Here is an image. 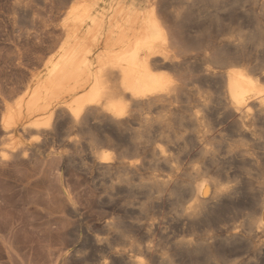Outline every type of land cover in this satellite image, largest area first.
<instances>
[{"label": "bare ground", "instance_id": "obj_1", "mask_svg": "<svg viewBox=\"0 0 264 264\" xmlns=\"http://www.w3.org/2000/svg\"><path fill=\"white\" fill-rule=\"evenodd\" d=\"M60 1L68 6L59 2L67 7L53 54L1 120L10 153L45 160L69 158L62 152L70 149L108 200L141 213V197L156 208L169 191L176 231L218 227L193 240L176 233L169 249L125 237L111 248L106 240L108 262L100 264H176L194 254L208 264H264V54L249 58L253 37L237 34L185 68L191 50L177 27L163 26L160 0ZM34 2L9 4L12 26L34 24ZM105 148L113 151L107 160ZM244 197L241 221L222 224ZM165 221L137 230L151 238Z\"/></svg>", "mask_w": 264, "mask_h": 264}, {"label": "rangeland", "instance_id": "obj_2", "mask_svg": "<svg viewBox=\"0 0 264 264\" xmlns=\"http://www.w3.org/2000/svg\"><path fill=\"white\" fill-rule=\"evenodd\" d=\"M14 1L20 0H0V124L2 117L23 95L28 79L41 72L43 62L53 54L57 44L54 41L61 37L60 25L68 6L60 0H35L34 24L12 26L9 4ZM59 2L67 6L62 8ZM159 3L163 26L177 27L178 32L183 33L180 34L182 38L179 36L183 45L191 50L186 54L188 58L183 59L185 68L201 63L204 51L210 56L217 55L218 44L234 39L237 34L253 37L248 56L253 63L262 61L264 0H160ZM79 139L83 141V137ZM28 140L19 141L23 144L32 141ZM9 141L7 137L0 138V264H100L104 260L108 262L107 244L110 243L111 248L119 247L122 237L137 243L151 242L161 249L167 245L164 247L169 249L175 240H193L218 231L215 224H205L207 227L201 224L198 230L190 233L176 231L175 220L169 215L173 212L171 207L175 196H169V191L160 202L162 207L159 204L155 208L141 197L144 209L140 213L135 207H126L124 201L114 203L113 199L108 200L100 189L97 174L89 175L81 164V157L75 156L70 149L63 148L65 151L62 152L69 158L53 156L35 160L14 157L10 152L15 146ZM54 146H61V143ZM104 151L111 155L113 152L107 148ZM225 171L232 174L235 168L226 165ZM246 197L240 208L221 214L222 224L241 221L248 208ZM162 221L167 223V229L162 230V234L155 232L151 238L143 235L144 230H137L140 224ZM112 225L120 226L122 235L114 233ZM174 235L178 236L175 240L172 239ZM159 236L163 238L158 239ZM168 240L171 243L166 242ZM125 245L129 247L128 243ZM194 255L176 256L175 263L208 264L205 254ZM178 258L179 263L176 262Z\"/></svg>", "mask_w": 264, "mask_h": 264}, {"label": "snow or ice", "instance_id": "obj_3", "mask_svg": "<svg viewBox=\"0 0 264 264\" xmlns=\"http://www.w3.org/2000/svg\"><path fill=\"white\" fill-rule=\"evenodd\" d=\"M104 159H105V160L108 159V154H105Z\"/></svg>", "mask_w": 264, "mask_h": 264}]
</instances>
